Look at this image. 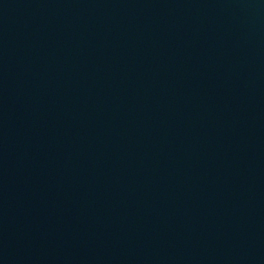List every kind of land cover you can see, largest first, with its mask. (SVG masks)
Segmentation results:
<instances>
[{"label":"water","instance_id":"1","mask_svg":"<svg viewBox=\"0 0 264 264\" xmlns=\"http://www.w3.org/2000/svg\"><path fill=\"white\" fill-rule=\"evenodd\" d=\"M135 264H264V0H33Z\"/></svg>","mask_w":264,"mask_h":264}]
</instances>
